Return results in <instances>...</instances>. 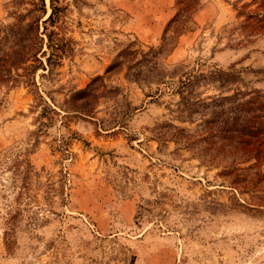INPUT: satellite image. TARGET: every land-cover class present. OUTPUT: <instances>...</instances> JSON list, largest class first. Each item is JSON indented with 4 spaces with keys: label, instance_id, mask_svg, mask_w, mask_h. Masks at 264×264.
Here are the masks:
<instances>
[{
    "label": "rangeland",
    "instance_id": "obj_1",
    "mask_svg": "<svg viewBox=\"0 0 264 264\" xmlns=\"http://www.w3.org/2000/svg\"><path fill=\"white\" fill-rule=\"evenodd\" d=\"M43 1L0 0V264H264V0Z\"/></svg>",
    "mask_w": 264,
    "mask_h": 264
},
{
    "label": "trees",
    "instance_id": "obj_2",
    "mask_svg": "<svg viewBox=\"0 0 264 264\" xmlns=\"http://www.w3.org/2000/svg\"><path fill=\"white\" fill-rule=\"evenodd\" d=\"M50 3V14L48 16V18L44 21V25H46L47 23H49L50 25H53L54 23V19L57 16L58 11L60 10V7H58V3L57 0H49ZM33 9L30 10L27 14L25 15H19V17L22 20V22L25 21V18L29 15V13L31 11H40V12H44V1L43 0H39V3H34L33 4ZM41 20L40 17H35L32 18V20L24 23L23 26L20 27L21 31H22V35H23V41H24V46H23V53H22V61L24 64L28 63V62H40V60H38L37 55L41 52L42 50V46H38L39 44L41 45V43L43 42V39L40 37L39 35V21ZM45 32H47V28L44 27ZM53 32L50 31L48 34H46L47 37V43H48V48L50 47L53 50V53H50V55L47 57L46 62L48 63V65H53L56 62V59L60 58V55H58V44L61 46L62 40H58V39H53L52 37ZM26 70H34L36 68H34L32 65H28L25 68ZM33 71V73H34ZM244 105H249V112L251 111L256 112L254 113L250 118L247 119L248 123H260V124H264V97L258 95L257 97H253L249 100H247ZM49 108V107H47ZM251 108V109H250ZM241 132H246L245 129L244 131ZM261 161H257V164H264V159H260ZM244 162V161H243ZM242 163L238 162L237 160H233L231 162V164H233L232 169H237L235 168V165H238Z\"/></svg>",
    "mask_w": 264,
    "mask_h": 264
}]
</instances>
